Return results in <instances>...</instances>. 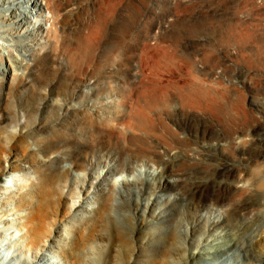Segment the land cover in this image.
<instances>
[{"label": "rangeland", "instance_id": "rangeland-1", "mask_svg": "<svg viewBox=\"0 0 264 264\" xmlns=\"http://www.w3.org/2000/svg\"><path fill=\"white\" fill-rule=\"evenodd\" d=\"M25 1L0 0V11L4 13V18L8 19L11 10H13L23 16L31 17L33 21L43 20L44 26L48 28L51 22L46 25L45 14L43 18H38L35 12L33 14L30 12V7H28V4H25ZM86 1L82 0V3L89 12L76 3L75 7L77 8L75 12L78 14L75 15L76 17L73 16V19H75L74 26L78 24L77 27L81 29L74 27L75 32L72 30V26L71 28L68 27L66 36L83 37L84 32L82 35L81 32L86 17H91L92 24H94L97 21V17H102L106 12L109 13L101 32L92 40L95 53L98 52L96 54L99 56L96 57L95 62L92 64V67H98V69L96 68L97 71H103L106 67L117 69L124 73L134 74L137 76V79L132 77L135 81H138L139 77L144 73H154L157 76L159 75L160 81L168 86L179 85L189 90L200 87L210 92V95L208 94L209 97L205 99L207 102L202 99L197 104L194 103V106L188 105V108L196 109L199 103L202 105L201 103L204 102V106H202L206 112L200 106L197 109L200 112H196L198 113V117H191L193 116V113H191L188 119L182 113L184 110H180L177 113L178 120L185 119L188 122L186 126H177L172 121L169 122V124H172L169 126L168 120H166V132L168 131L171 137L169 141L173 143L171 144L172 146L170 145L171 142L165 140V136L168 135L167 133L161 134V136L164 134L162 137L160 136L162 139L160 137L157 139L161 132L155 133L157 137L152 135L158 141H162L161 145H164V143L168 144L171 148L167 146L171 150L183 148L182 151L186 152V156H188L186 158L192 160V162L189 161L192 164L188 163L187 166L192 167L199 161V158L203 157V160H200L203 163L199 161L196 165H202L204 169L210 166L208 168L210 170L221 168L222 173L218 175L221 179L225 177V174V178L227 176L229 178V173L224 174L223 171L230 168L233 164L240 165L242 168H250L258 161L259 165L263 162V158L258 157L260 153H264V146L254 141L256 136L253 129L258 123H261L262 128H264V32H262L264 30V18L262 20L259 15L253 14L251 9L252 2L249 0H192L196 4L191 1L187 5L188 7L186 6L187 8L184 7L185 10L183 8L180 10L175 7V4L171 0H89L91 8L87 7L89 4ZM103 2L105 3L104 5L102 4ZM234 2H236L237 6ZM85 3H87V6ZM141 3L144 6H141ZM249 3L251 7L250 5H246ZM105 5L107 8H105ZM224 6L226 11L224 10ZM243 7L247 8V10L250 7L251 12L246 11ZM140 8H142L141 11ZM98 9H100V13L97 11ZM221 11H224L223 14ZM229 11L230 13H228ZM93 12L94 14H92ZM136 12L138 13L136 14ZM96 14L99 15L97 16ZM77 16L80 17L76 19ZM168 17L171 23L170 30L166 36L169 38L160 35L156 37L155 35L156 40L152 38L154 40L150 41L152 49L149 55H146L144 53L146 45L143 42L146 39L145 37H148L147 34L154 22H158L160 19L163 21L165 18L168 19ZM225 17L227 20H225ZM236 18L243 19L236 21L238 20ZM245 18L248 19L246 20ZM228 19L231 20L232 26ZM93 20L96 21L93 22ZM70 24H73V21ZM240 26L242 27L241 32L245 34L244 36L243 34L241 36ZM111 27L112 30H107L111 29ZM249 27L251 31L255 27L252 33L249 31ZM16 28L19 29L18 33L15 32ZM226 31L227 33L229 32L228 35H226ZM108 32L111 33H109L111 37L108 35ZM33 33L35 31L32 28H28L23 33L21 26L15 23L10 25L7 20L2 24L0 23V264H18L19 257L22 261L28 257L31 264H68L67 259L63 256V248L70 246L73 237L72 228L76 229L86 239L79 247V253L84 259V264H89L87 259L89 256L94 264H99L101 253L107 251L109 240L104 236V231H101L100 228H97V236L92 240L90 238L92 230L85 228L83 222L92 217H90V213L86 211V208L90 211L96 210V214H101L106 204L107 212L111 216L116 217L121 228L124 227L121 231H132L134 239H131L128 245L133 246V248L135 247L136 250L129 253L127 260H136V254L139 251L138 247L142 248V244L150 241V237L147 235L162 232L155 223L161 217L159 211L162 205L170 200L171 203L178 201L177 205L184 204L186 206L189 200L186 197L184 198L179 191L167 190L164 192L162 190L159 184H157L156 176H154L155 173L153 171L157 169V165L153 163H140L135 165V171H130L127 161L131 152L123 147L122 141L119 140L120 142L107 146L106 150L101 152L95 151L88 146L89 143L91 145L95 143L92 144L87 136L82 137L80 134L76 138L74 134L70 133H75L74 129H72L77 126L75 118L79 115L77 113H80L85 108L82 103L83 101H87L85 94L90 93L92 88H94V81L97 83L99 80L90 76L89 73H92L90 68L88 71L79 70L78 66L81 65V61L71 60L66 53L61 56L62 66L56 69L59 71L58 77L51 74L53 70L37 68L35 65L31 69H28V71H23L20 68L22 67L23 57L26 55L30 58L29 54L31 52L28 49H36L35 43L29 38ZM247 35H254L251 36L253 40L250 39V36V38H247ZM167 40L168 42H166ZM229 41L232 42L229 43ZM238 43H241V45ZM28 44L31 46H28ZM43 44L45 45V42ZM257 45L260 47H257ZM130 46L135 47L132 49ZM256 50L257 52L260 50L261 55ZM127 53L129 55H126ZM132 57H135L133 58L135 59L134 62L128 64L129 59H132ZM51 80H56L57 82L49 84ZM100 85H105V82L100 81ZM56 89L59 94L53 92ZM70 92L74 93L68 95ZM217 99L219 100L217 101ZM51 101L59 105L66 104L67 107L60 110L57 106L50 103ZM109 101H104V104H107ZM226 101L227 103H225ZM208 102L210 104L206 106ZM212 102L216 106H220V108L222 105L230 102L232 104L228 105L231 106V109L228 111L229 113L224 110L220 112L219 110L212 109L213 113L210 107ZM255 105H259L261 109L255 108ZM233 107L235 110H233ZM67 108L69 109L68 111ZM91 110H95V107H91ZM200 116L202 117L200 118ZM230 119H238L239 122L237 123H239L240 128L236 125H230ZM211 121H215L217 125L215 124V126ZM225 127H228L227 130ZM231 128L234 131L236 128V130L241 129L244 134L233 140H230L228 136L221 138L214 136L211 140V143H215L216 140V143L221 141L225 144L224 148L226 149H219L217 152L213 151L207 154V151L201 148L202 144L210 141L209 135L213 131H220L227 135L228 131L232 130ZM186 132L188 133L186 134ZM170 133L173 134L171 135ZM244 135H247V138L250 139V141L249 139L245 140L247 144L242 140L243 143L238 142L240 138L244 139L246 137ZM177 136L178 138L179 136L181 137L183 144L186 146V151L184 145L183 147L179 146L175 141ZM242 136L244 137L242 138ZM74 139L85 144L86 148L83 151L74 152L72 146ZM189 140L191 141L189 142ZM234 141L235 143H233ZM191 144L197 146L201 151L197 150L198 153L195 154L194 151L197 152V148ZM237 145L240 148H236ZM177 146L179 147L177 148ZM232 151H234L235 156H233ZM215 153H218L216 157H214ZM194 154L198 156L195 157ZM192 158L195 159L193 160ZM123 162L125 163V167L122 168L126 170L125 172L121 171L117 173L113 171L115 168H121ZM207 162L211 164H207ZM217 163L218 165L215 166ZM148 166L151 168L149 169ZM20 167L22 170L17 169ZM14 168L17 170L14 171ZM140 170L142 171L141 176L138 173ZM138 179H142L145 184L137 182ZM148 182L155 184H153L147 194V191L144 192L142 188H145ZM107 186H109V189ZM128 188L131 191H128ZM156 200H160V202ZM20 201L25 202L22 210H19L18 207ZM37 205H39L38 208ZM186 207L189 208V206ZM212 207L207 206L201 209L195 208L179 212L183 213L186 219L191 222H194L200 216L207 219L222 216L221 212H213L216 210V206ZM36 211L46 215L48 220L44 228L50 231L53 230V237L50 240H46L44 247L40 248V250H36L34 253L27 252L25 255H22L21 253H17L15 248L25 245L23 235L26 233V230L23 229L22 224L30 212ZM161 223L163 222L161 221ZM164 227L168 228L165 225ZM180 227L178 226V228ZM2 234H4L5 238L2 237ZM194 240L197 242L198 233L194 236ZM194 240H188V248L180 252V255L186 253L192 254L198 249V245H196L198 243L195 244ZM123 248H125L124 244L121 245L119 241L113 247L114 255L116 257L123 255ZM219 251L215 250L208 253L203 258V263L201 264H237L236 258H238V252H236L234 247L229 248L226 250L228 252L225 251L221 255H218ZM146 254H148L147 251H144L143 258H146ZM36 255L38 257L43 256V260L37 259ZM180 255L175 256V258L180 259ZM115 260L116 258L114 262Z\"/></svg>", "mask_w": 264, "mask_h": 264}, {"label": "bare ground", "instance_id": "bare-ground-1", "mask_svg": "<svg viewBox=\"0 0 264 264\" xmlns=\"http://www.w3.org/2000/svg\"><path fill=\"white\" fill-rule=\"evenodd\" d=\"M23 1L24 0H22V2ZM171 1L175 4V7L179 8L181 10L182 8L184 9V7L189 5L192 0H171ZM249 1L252 2V4H251L252 7H251L250 3L246 4V5L247 6L250 5V7L253 11V14L255 13L256 15H259L260 18L263 20V18H264V0H249ZM25 2H26L25 4H28V7H30V12L32 14H33V12H35V14L38 16V18L39 17L43 18L44 14H45L46 25H48L49 22H51V24L47 28L46 26H44V24L42 22L43 20L33 21L31 19V17L23 16L22 14L18 13L17 11H13V10H11L10 17H9L10 19L9 18L6 19L3 16L4 13L2 11H0V14H1L0 15V23L1 24L3 22H5V20H7V22L10 25L12 23H15V24H18L19 26H21L23 33H25L28 30V28H32L35 31V33L31 34L29 38L35 43L34 46L36 47V49H28V51L31 52V54H29L30 58L25 55L22 59V67H20V68L23 69V71H28V69H31L32 66L35 65L37 68L40 67V68L46 69V70H48V69L53 70L51 72V74L58 77L59 71L56 69L59 66H62L61 65V62H62L61 56H63V54L66 53V54H68V56L71 60H73V61L79 60V62L81 61V65L78 66L79 70H82V71L87 70L88 71V69L90 68V70L92 71V73H89L90 76L92 78H96L99 80V81L96 80L97 83L94 81L95 85H93L94 88H92V91L90 93L85 94L87 96L86 97L87 101L82 102L84 104L85 108H83L84 110L81 111L80 113H77V114H79L75 118V121L77 122V126L72 128V129H74L75 133H72V132H70V133L72 135L74 134V136L76 138H78L80 134L82 135V137L87 136L90 139V142H92V144L95 143L93 145H91L89 143L88 146L91 147L92 149H94L95 151H101V152L106 150L107 146L112 145L115 142L122 141L123 147L127 148L128 151L131 152L129 154L130 155L129 160L127 161V163L129 164L128 166L130 168V171H132V172L135 171V165H138L140 163H142V164L153 163V164L157 165V169L153 172L155 173L154 176H156L157 184H159V186L162 188V190L164 192L167 190L179 191L182 193L184 198L186 197L187 200H189L186 203V206H189V208L186 207L184 204L177 205L178 201L171 203L170 200L165 202L164 205H162V207L160 208V211H159L161 217L158 219V221L155 222L162 232L161 233L156 232L154 234L147 235L148 237H150V241H147L144 244H142L141 245L142 248L137 246L139 249L138 253L136 254L137 259L136 260L131 259L130 261L127 260L129 253H131L133 250H136L135 247L133 248V246L128 245V243L131 241V239H134L132 231L131 230H123V232L121 231L122 229H124V227L121 228L119 226L120 223L116 220V217L111 216V214H109L107 212V204L105 205V208H103V211L101 214H96V210L90 211L88 208H86V211L89 212L90 217L91 216L92 217L89 219H86L83 222V225H85L84 226L85 228L92 230V232L90 233V238L93 240L94 237L97 236V233H96L97 228H100L101 231L102 230L104 231V236L107 237L109 240V245L107 247V251L104 253H101V256H100L101 260H100L99 264H191V263L201 264V263H203V258L208 253H211L215 250H220L218 252V255H221L222 253H225V251L231 247H234L236 252H238L237 253L238 258H236L237 264H264V153L263 154L260 153V155L258 157V158H263V160H262L263 162H261L260 165H259V161L258 162L255 161L258 164L256 163L255 165H253L250 168H242V167H240V165H236V164H233L232 166L230 165L231 166L230 168L223 171L224 174L227 172L229 173V178H228V176H227V178H225L226 177V174H225V177L221 179L220 176H218V175H221V173H222L221 168H215V169L210 170V169H208L210 166H208V168H206L205 167L206 164H204L205 165L204 167L206 169H208V170H206L203 168L202 165H198V166L196 165L203 157L202 158L198 157L199 161L196 160L197 163L194 164L196 166L193 165L191 167V166H187V165H188L189 161L192 162V160H189L186 158L188 156H186L187 155L186 152L182 151L183 148H180L178 150H174V149L171 150L170 149L171 148L170 145L173 143L171 141H169V139L171 137L169 136L168 131L166 132V130H167L166 129L167 126L165 125L166 120H168L169 126L172 125V124H169L170 121H172V123L177 125V126L178 125L179 126H183V125L186 126V124H188V122L185 119L184 120H178L177 119V113H179L180 110H182V111L184 110L182 113H184L186 115L185 117H187V119L190 118L191 113H193V116H191V117H198V113H196V112H198V111L200 112V110L197 111V109L200 106H202L204 102L201 103L202 105H200V103H199V106L197 105L198 108H196V109L188 108V105H193L194 103L197 104L202 99L205 100L206 97H209L210 92H208V91H206L200 87H195V88L192 87L193 89L189 90V89L183 88L182 86L180 87L179 85L178 86L174 85L175 87L174 86L173 87L168 86L167 84H164L160 81L161 79H160L159 75L157 76L154 73H150V74L144 73L139 77L138 81H135V79H132V77L137 79V76H135L134 74H131V73L121 72L117 69H110V68L106 67V68H104L103 71H97L98 67L97 66L92 67V64L95 62L96 57H99V56L96 54L98 52L95 53V50L93 48L94 45L92 46V40L94 37H96V35L99 32H101V30L105 24V20L108 18L109 13L106 12V13H104V15L102 17L101 16L97 17V21L93 20V22L96 21L94 24H92L91 17L90 18L86 17L84 19L85 23H83V26H82L83 28H82V32H81V35L84 32L83 37H81V36H80L81 38H75L74 36L67 37L66 36L67 28L68 27L71 28V26H72V30L75 31L74 27H77V25H78L76 23L77 25L74 26L75 19H73V16L78 14L77 12H75L76 8H77V7H75L76 3L80 7H84L82 0H26ZM86 2H88V4H89V6H87V3H85L86 6L90 7V3H89L90 1L87 0ZM95 2H97V1H95ZM223 2H221V3H223ZM235 3L236 2H234V4ZM239 3H241V2H239ZM102 4L104 5L105 3L103 2ZM194 4H196V3H194ZM142 5L143 4L141 3V6ZM246 5H244V6H246ZM97 6H99V5H97ZM141 6L139 5V7H141ZM146 6H148V5H146ZM221 6H222V4H221ZM139 7L137 8L138 11H139ZM233 7L236 8L235 6H233ZM250 7L248 8V10L245 7H243V8H245L246 11L251 12ZM84 8H83V10L87 9V8H85V9ZM105 8H107V6ZM192 8L194 9V7H192ZM230 8H231V6H230ZM141 9L142 8H140V11H141ZM242 9H239V10L241 11ZM78 10H80V9H78ZM224 10H225V6H224ZM97 11H99V13H100V9H98ZM113 11H114V9H113ZM230 11L228 13H230ZM88 12H89V10H88ZM223 12H222V14H223ZM244 12H242V13H244ZM84 13H85V11H84ZM84 13L82 12V14H84ZM137 13L138 12H136V14ZM239 13H241V12H239ZM92 14H94V12ZM235 14H237V13H235ZM248 14L250 15V13H248ZM224 15H226V14H224ZM249 15H247V16H249ZM240 16H242V15H240ZM79 17L80 16H77L76 19H78ZM84 17H85V15H84ZM242 17H244V16H242ZM234 18H232V19H234ZM238 18H239V16H238ZM238 18H236V19H238ZM94 19H95V17H94ZM242 19L243 18H240L236 21H240ZM225 20H227L226 17H225ZM71 21H73V24H70ZM230 21L231 20H229V22ZM79 22H80V19H79ZM81 22H83V20H81ZM146 22H148V21H146ZM170 23L171 22H170L169 17H168V19L165 18L163 21H161V19H160V20H158V22H154L151 29L148 27L150 29L149 33L147 34L148 37H145L146 39L143 41V42H145L144 44L146 45L145 50H144V53L146 55H149L150 50L152 49L151 42L154 39L156 40V37L158 35L163 36V37H168L166 35H167L168 31L170 30ZM241 23H239V24H241ZM231 24L232 23L230 22V25ZM145 25H148V24H145ZM235 25H236V23H235ZM79 27H81V26H79ZM112 27H111V29H107V30H112ZM245 27L248 28L246 25H245ZM78 29H81V28H78ZM78 29H76V30H78ZM240 29H241L240 33L242 36V34H243L241 32L242 27ZM253 29H252V31H253ZM234 30H235V28H234ZM243 30L245 31V29H243ZM18 31H19V29L16 28L15 32L18 33ZM79 31H77V32H79ZM249 31L252 33V31L250 30V27H249ZM256 31H257V28H256ZM232 32H233V30H232ZM237 32H239V31H237ZM262 32H264V30ZM109 33L110 32H108V35H109ZM226 33H227V31H226ZM228 33L226 35H228ZM246 34H248V33H246ZM155 35H156V37H155ZM230 35H231V33H230ZM244 35L245 34H243V36ZM254 35L256 37V33ZM254 35H247L248 36L247 38H250L251 36H254ZM109 36L111 37V35H109ZM134 37H135V35H134ZM114 38H116V37H114ZM152 38H154V39L152 40ZM229 38H232V37H229ZM247 38H246V41H247ZM232 39H234V38H232ZM241 39H242V37H241ZM250 39H252V37ZM254 39H256V38H254ZM249 40H248V42H249ZM115 41H117V40H115ZM224 41H225V39H224ZM233 41H235V40H233ZM43 42H45V45L43 44ZM110 42H111V40H110ZM132 42H134V41H132ZM166 42H168V40ZM230 42H232V41H229V43ZM256 42H258V41H256ZM117 44H119V43H117ZM127 45H126V48H127ZM239 45H241V43ZM28 46H31V45L28 44ZM258 46L259 45H257V47ZM96 47H95V49H96ZM134 47H131V48L133 49ZM188 48H189V46H188ZM229 49H230V47H229ZM260 50H261V48H260ZM260 50H258L259 54L261 51L263 52L264 49L261 51ZM132 52H129V53H132ZM240 52H241V50H240ZM256 52H257V50H256ZM126 55H129V54L127 53ZM142 56H144V55H142ZM144 57H146V56H144ZM196 57H195V59H197ZM133 58H135V57H132V59H129L130 60L129 62L127 61L128 64H131L134 62L135 59H133ZM225 59L227 60V58H225ZM68 63L70 64V62H68ZM100 81L105 82V85H100ZM54 82H57V81L51 80L49 82V84H52ZM57 88H59V87H57ZM53 92L58 93L57 89L54 90ZM68 92H69V90H68ZM73 93L70 92V93H68V95L73 94ZM213 96H215V95H213ZM217 97H218V95H217ZM107 100H110V101L107 104H104V101H107ZM218 100L219 99H217V101ZM214 102H215V100H214ZM50 103H52L54 106H57L60 110H63L65 107H67L66 104L59 105L53 101H51ZM212 103L210 106L211 110L212 109L219 110L220 112H223L222 110L228 112L231 109V106H229L228 104H232L229 102L228 104L222 105V103H221L222 106L220 108V106H216L214 103L213 104ZM225 103H227V101ZM207 104H210V102L206 103V106H207ZM93 106L95 107V110H91V107H93ZM193 106H192V108H193ZM208 107H206V108H208ZM234 107H236V106H234ZM255 108H260V107H259V105H255ZM263 109H264V107H263ZM68 110L69 109L67 108V111ZM203 110L206 112L204 107H203ZM233 110H235V108ZM207 111H208V109H207ZM212 112H213V110H212ZM216 112H218V111H216ZM235 112L237 113V111H235ZM201 114H202V112H201ZM232 114H233V112H232ZM201 117L202 116H200V118ZM260 118H261V116H260ZM211 122H213L214 125L216 124L215 121H211ZM218 122H220V121H218ZM225 122H226V120H225ZM237 122H239L238 119H232V120L230 119L229 124L232 126L236 125L238 128H240L238 125L239 123H237ZM261 125H262L261 123H258L255 125L253 132H254L256 137H255V140L254 139H251V140H254L257 144H262L264 146V137H263L264 128H262ZM169 126H168V128H170ZM227 128H226V130H227ZM174 129H176V128H174ZM229 129H230V127H229ZM236 129H235V131L233 129L228 131L227 135L223 134V132H220V131H213L211 133V135H209L210 141L208 143L202 144L201 148L204 151H207V154L210 152H213V151L217 152V151H219V149H223L225 147V144H223L221 141H220L221 143L220 142L216 143L217 140L215 141V143H211V140L213 139L214 136L217 138H221L223 136H228L230 138V140L231 139L233 140V139L238 138L240 135L244 134V132L241 131V129H239V130H236ZM212 130H213V128H212ZM158 132H161V133L157 137L156 136L157 134H155V133H158ZM162 133L168 134L165 136L166 137L165 140L168 142H171L170 145L167 144L170 148L165 143H164V145H161L162 141L160 142L157 140L161 136ZM179 133H181V132H179ZM187 133L188 132H186V134ZM170 134L172 135L173 133H170ZM152 135H155L157 137V139H155V137H153ZM198 135H199V133H198ZM250 135H251V133H250ZM180 136H179V138L177 136L176 140L174 138L173 139L177 142V144L179 146L183 147L184 144H183ZM244 136H246L245 137L246 139L240 138L239 139L240 141H238V142L243 143L242 141H244V143H245V140L249 139V138H247V135H244ZM244 136H242V138ZM187 139H186V141H187ZM230 140H229V142H230ZM190 141L191 140H189V142ZM249 141H250V139H249ZM163 142H165V141H163ZM176 142H174V143H176ZM194 143H195V141H194ZM202 143H203V141H202ZM233 143H235V141ZM229 144H228V146H229ZM245 144H247V143H245ZM191 145H194V144H191ZM72 146H73L74 152L80 151V150L83 151V149L86 148L85 144L79 142V140L77 141V139H74V142H72ZM179 146H177V148ZM194 146H192V147L194 148ZM231 146L234 147V145H232V144H231ZM245 146H247V145H245ZM185 147L186 146L184 145V148ZM195 148H197V146H195ZM236 148H240V146L237 145ZM248 148H246V149H248ZM224 149H226V148H224ZM255 149L257 150V148H255ZM197 150L201 151V149L199 150V148H197L196 151ZM185 151H186V148H185ZM198 151L197 152L194 151V153L197 154ZM225 152H226V150H225ZM230 152H231V150H230ZM233 152L234 151H232V153ZM261 152H262V150H261ZM244 153H245V151H244ZM195 154H194L195 157L198 156ZM217 154L218 153H215L214 157H216ZM233 156H235V154ZM206 159H207V157H206ZM191 162L189 164H192ZM201 163H203V162H201ZM208 163L209 162H207V164ZM226 163H227V161H226ZM209 164H211V163H209ZM217 165H218V163L215 166H217ZM122 167H125L124 162H123V166H121V168H115L113 171H116L117 173H119L121 171L125 172L126 170L123 169ZM148 168L150 169L151 167L148 166ZM17 169L22 170L21 167L17 168ZM17 169L14 168V171H16ZM138 173L141 176L142 171L140 170V172H138ZM137 182H140L143 185L145 184V182H143L142 179H140V180L138 179ZM140 183H138V184H140ZM153 184H155V183L148 182L146 187L142 188L143 191L144 192L147 191V194H148V191L150 190V188H152ZM107 188L109 189V186H107ZM128 191H131V189L128 188ZM157 202H160V200H158ZM24 205H25V202L20 201V203L18 204L19 210H22ZM38 206L39 205H37V208H38ZM207 206H209V207L216 206L215 207L216 210H214L213 212H216V211H218L219 213L221 212L220 214L222 216H219V217L214 218V219H211V218L207 219L205 217L200 216V217H197L194 220V222H191V221H188V219H186V217L184 216L183 213H181L182 211L185 212L188 209L189 210L195 209V208L201 209V208L207 207ZM176 208L177 209L179 208V209L177 210ZM212 208H214V207H212ZM179 211H181V212H179ZM47 220L48 219H47L46 215H43L41 212H37V211L36 212H30L26 216V219H25L24 223L22 224L23 229L26 230V233L23 235V238L25 239V241H24L25 245L20 246V247H15L17 253H21L22 255L23 254L25 255V253H27V252L34 253L36 250L38 251V250H40V248L44 247V242L46 240H50L53 237V230L50 231V230H46L44 228L45 224L47 223ZM161 221L163 223H161ZM191 224H192V226H191ZM164 225L167 226L168 228L164 227ZM178 226H181V227L178 228ZM72 232H73V237H72V240L70 242V246L63 248V256L67 259L68 264H84V259L81 256V254L79 253V247H80V244L83 243V241H85L86 239L83 237V235H80L76 229L72 228ZM197 233H198V240L196 242V240H194V236L197 235ZM4 234H2L3 238H5ZM189 236L190 237L192 236V237L190 238ZM191 239H192V241L194 240L195 244L198 243V244H196V245H198V247H197L198 249L192 254L186 253L184 255L183 254L180 255V252H182L185 248H188V246H187L188 240L190 241ZM119 241H120L121 245L124 244L125 248H123V253H122L123 255L116 257L114 255V252H113V247ZM133 241H135V240H133ZM144 251H147V253H148L145 255L146 258H143ZM53 252H55V251H53ZM226 252H228V251H226ZM177 255H180V259L175 258V256H177ZM36 258L43 260L44 257L43 256L38 257V255H36ZM115 258H116V260L114 262ZM87 259H88L89 264H94L93 261L90 259V256ZM18 264H31V262H30V260H28V257L25 258L23 261L19 257Z\"/></svg>", "mask_w": 264, "mask_h": 264}]
</instances>
